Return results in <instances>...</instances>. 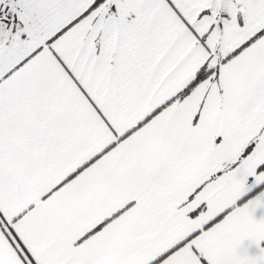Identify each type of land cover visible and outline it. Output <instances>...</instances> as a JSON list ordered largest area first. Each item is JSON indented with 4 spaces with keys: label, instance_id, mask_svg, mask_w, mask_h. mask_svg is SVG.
<instances>
[{
    "label": "snow or ice",
    "instance_id": "1",
    "mask_svg": "<svg viewBox=\"0 0 264 264\" xmlns=\"http://www.w3.org/2000/svg\"><path fill=\"white\" fill-rule=\"evenodd\" d=\"M0 264H264V0H0Z\"/></svg>",
    "mask_w": 264,
    "mask_h": 264
}]
</instances>
